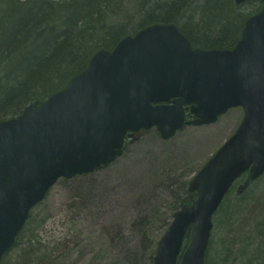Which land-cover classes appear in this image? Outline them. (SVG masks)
I'll list each match as a JSON object with an SVG mask.
<instances>
[{
	"label": "water",
	"instance_id": "1",
	"mask_svg": "<svg viewBox=\"0 0 264 264\" xmlns=\"http://www.w3.org/2000/svg\"><path fill=\"white\" fill-rule=\"evenodd\" d=\"M250 0H235L240 5ZM232 51L194 50L175 27L155 26L99 51L86 71L40 106L0 123V263L61 178L94 173L121 157L128 133L156 127L169 140L185 125L245 117L190 183L197 198L174 215L155 264H204L212 217L244 173L264 174V0ZM173 100L172 105H164ZM194 120L186 123L185 106ZM192 241L181 257L185 236ZM181 258V259H180Z\"/></svg>",
	"mask_w": 264,
	"mask_h": 264
},
{
	"label": "rangeland",
	"instance_id": "2",
	"mask_svg": "<svg viewBox=\"0 0 264 264\" xmlns=\"http://www.w3.org/2000/svg\"><path fill=\"white\" fill-rule=\"evenodd\" d=\"M119 2L114 11L128 14L131 0ZM95 6V1L89 2V8ZM240 9L249 14L247 6ZM234 31L237 38L238 25ZM92 49V45L86 46L78 71L74 66L66 68L63 85L87 65ZM243 118L244 110L236 108L216 124L187 127L169 141L152 129L128 141L123 156L112 165L94 174L59 180L33 211L37 222H46L41 239L49 243L51 258L61 264H152L158 241L173 221L175 210L189 200L190 181L235 134ZM212 139L215 145L203 150L206 140ZM242 195L236 188L228 198L246 203L234 217L241 206L228 208L234 210L232 229L222 226L226 205L214 220L207 264H264V257L258 256L264 252L259 249L253 250L251 257L240 254L244 245L250 249L256 246L250 239H259L256 230L251 238L252 221L256 220L249 208L261 207L264 177ZM240 234L245 236L244 243L238 240ZM60 239L61 245L55 243Z\"/></svg>",
	"mask_w": 264,
	"mask_h": 264
},
{
	"label": "bare ground",
	"instance_id": "3",
	"mask_svg": "<svg viewBox=\"0 0 264 264\" xmlns=\"http://www.w3.org/2000/svg\"><path fill=\"white\" fill-rule=\"evenodd\" d=\"M90 1L89 0H0V86H4L7 84L8 87L12 89L14 87V84H24L25 83L26 90H32V91L37 90L38 88L35 89V87L40 86V83L36 81H30L29 83L25 82L26 81L25 74L23 73L28 67L33 66L34 60H38L39 58L45 59V56L47 55V53H51V56H50L51 61L55 63L56 61L55 59L61 54V51L64 48V44L66 41H74V42L77 41L81 46V50L78 53H80L81 51L84 52L86 46L92 45L93 53L91 54V56H93L96 54L98 50V48H96V46L94 45H96L99 40L106 39L105 34L97 32V29H98L97 23L104 22L105 28L111 30V33H114L116 27L121 28L122 24L127 22L126 20L133 18V16L130 15L129 13L125 15L120 14V11L118 12V10H117L118 15L114 16V12H116L114 11V9H115V6L118 5L119 0H93L96 2V4L99 5V8L97 9V11H94L93 13H90L89 11V12H86L85 14L86 7H84V5H89ZM158 1L159 0H137L133 4H129L130 6H132V8L129 11H137L136 12L137 14L138 11H140L141 9L143 8L145 9L149 7L151 8L152 11L154 10L156 11V13L160 14L161 8H163V5L162 3H159ZM249 2H256V1L250 0L240 5L236 4L235 2V4L237 6H245ZM119 3L121 4V1ZM189 3H188V6H189ZM261 6H262L261 10L258 13L252 16H249L247 21L262 12L263 5L261 4ZM93 10H95V8ZM200 13L201 11L196 10V15L198 16L194 18V21L190 23H184V22H181V23H183L187 29L194 30L195 27L200 26L201 23L203 22L204 17L201 16ZM75 15H78V16L76 17V19H73L72 16H75ZM116 18H119V19H116ZM141 21L143 23L146 22V20H141ZM138 22H139L138 19L137 20L133 19V22L129 23L128 25L138 26L139 28V26L143 23L139 25ZM246 23H245V26H246ZM155 26H163V27L173 26L176 28V30L179 33H181L183 36L186 37L184 33V31H186V28L185 27L183 28L180 24L157 23L151 26L144 27L142 28V30H146L150 27H155ZM243 31H242L241 38L239 39V41L231 49H215V48L203 49V48L193 47L190 40L187 37L186 38L188 39V41L190 42L194 50L200 49L203 51H213V50L232 51L236 48L237 44L242 39ZM95 33H98L100 35L95 37ZM122 33H123V36L125 37L122 38L121 40L129 37L128 35L131 34V32L128 33L127 30H123ZM131 36L135 37L134 35H131ZM49 45H53L51 46L52 50H49L50 49ZM116 46L112 50H109L110 53L116 48ZM90 60H89V63H90ZM51 61H49L50 65L44 64V66L42 67V71L39 74V78L42 77L41 80H43V78L49 72L48 68H51ZM89 63L87 67L83 69L80 73L75 74L71 76L70 79H68V81L65 83L66 85L65 88L60 89L54 93L52 92L53 94H51L45 101H47L51 96L66 89L71 83V81L76 76L80 75L81 73L87 70ZM35 76H34V80H36ZM63 77L65 78L67 77V75L65 74V72H60V75L57 76V79H53L51 81L52 82L55 81V83H57V80H59L58 84H60L65 80V79L63 80ZM10 82L14 84H11ZM52 86H54V84H52L51 87ZM23 93L24 92L21 91L16 96H14L13 94L12 95L6 94L7 96L5 95L3 97H0V101L4 104V105H0V114L9 113L11 112L9 110H12V109H20V108L25 107L23 111L17 116L10 117L6 120L1 121L0 123L7 121L9 119H13V118H17L21 116L23 112L25 111V109L31 105L40 106L42 104V102L32 103V101H29L26 103L24 101H21L23 99ZM6 110H8V112H6ZM200 127H204V126H200ZM239 127L237 128V130L239 129ZM210 144L215 145L214 139L206 140V145L202 149L203 150L206 149V147H208ZM263 177H264V174L256 180H251L250 172L248 171L242 174L233 183L228 193L225 195L222 203L218 207L217 211L213 214V217H212L213 228L211 231L209 244H208V247L205 253L204 264H207V255L211 247L210 245L212 241V232L214 229V220L222 212V210L224 209V206L226 205L225 206L226 208L223 214L226 221L223 223L222 226L225 230L232 229L234 226V224L232 223V218L238 212H242L241 210L243 209V205H246V203H243L241 201L230 202L231 200L228 198L231 195V193L234 191V189L237 188V194L242 195L245 193V191L250 186L259 182ZM242 182H244V184L240 185V183ZM190 194L191 192H189V195ZM196 198L197 196H192V197L190 196L189 200H187L184 203V205L188 204L191 206ZM237 205L241 207L237 209V212L234 213L233 217H230L231 213H233L234 210L233 208H231L230 210L228 208L231 206L232 207L234 206L236 208ZM260 205H261L260 208L255 207V206H251L249 208L252 214V217L254 218V220H256L255 222L252 221V226L254 228V231H253L251 238L254 236V232L256 230L257 234L255 238L259 237V239H257V241H254V239H250L254 243H256V246L250 249L248 248V246L244 245L242 252L240 253L246 256H250V257L252 256L251 253L253 250L256 251V249H259L261 252H264L262 251V248L264 246V240H262V238H264V200L263 199H262V202L259 203V206ZM247 226H250V225H247ZM193 227L194 226L190 227L187 235L184 238L181 257L184 255V253L188 250L190 246V243L192 241V236H193V232H192ZM244 237L245 236H242V234H240V236L238 237V240L241 243H244L246 241L244 240ZM54 241L58 245H61L62 243V239L54 240ZM47 246H49V243L47 244V242H41V244L37 246L34 245L32 247H29L23 250L22 253H26V252L35 253L39 251L49 252ZM157 249H158V244L156 247L155 256L152 260V264H155V259L157 257ZM51 255L52 254H50V256ZM19 257H23V256L20 255L16 258L14 257V259L9 258L6 260V262H5V259L3 258L1 261V264L3 262H5L4 264H18L20 263V261L18 262ZM51 259L47 262V264H61V263L55 262L57 260H53V259L51 260Z\"/></svg>",
	"mask_w": 264,
	"mask_h": 264
},
{
	"label": "trees",
	"instance_id": "4",
	"mask_svg": "<svg viewBox=\"0 0 264 264\" xmlns=\"http://www.w3.org/2000/svg\"><path fill=\"white\" fill-rule=\"evenodd\" d=\"M136 1L137 0H131L130 3L133 4ZM158 2L162 3L163 5L160 14L156 13V11L154 10L152 11L149 7L141 9L137 14V11H129V14L132 15L133 18L126 20L127 22L123 23L121 28L116 27L114 33H111V30L105 28L104 22L97 23V32L105 34L106 37V39L99 40L97 44L94 45L96 46V48H98L97 51L112 50L121 41V39L125 37L123 35L118 37V35L121 34L123 30H127L128 33L131 32V34L128 35L131 36L137 34V32L142 30V28L157 23L180 24L183 28H186V26L181 22L190 23L194 21V18L198 16L196 15V10L201 11L200 14L204 17L203 22L200 26L195 27L194 30L186 28V31H184L186 37L190 40L193 47L203 49H231L241 38V34L248 17L258 13L262 8L261 3L257 1L249 2L245 5L248 8L249 14H244L240 9L241 6H237L235 4V0H159ZM188 3L190 7L188 6ZM84 7H86V14V12L89 11L90 13L97 11L99 5L96 4L95 10L89 8V5H84ZM118 12H114V16H117ZM133 19H138L139 25L143 23L141 20H146V22L141 24L139 28L138 26L128 25L129 23L133 22ZM237 25L239 27V34L238 37L235 38L236 32L234 30ZM119 29H122V31H120ZM117 31L120 32L116 33ZM98 33H95V37L100 35ZM76 42L66 41L61 54L55 59V63L51 61V53H47L45 59L39 58L38 60H34L33 66L28 67L23 72L25 74V82L29 83L30 81H36L40 83V86L35 87V89L38 88L37 90H26L25 83L14 84L10 82L11 84H14V87L10 89L7 84L4 85L5 87L0 86V97L5 96L6 94H13L14 96H16L19 92L23 91V99L21 101H24L26 103L29 101H32V103H41L54 92L65 88L66 85H63V82L58 84L59 80H57V83H55V81L52 82L51 80L57 79V76L60 75V72H64L66 68L74 66L76 68L75 71H78L80 69L84 58L82 56V51L78 53L81 50V46L78 42L76 44ZM49 46V50H52L51 46L53 45ZM49 61H51V68H48L49 72L46 74L43 80H41L42 77L39 78V74L41 73L44 64L50 65ZM87 65L84 66L83 69H85ZM83 69H81L78 73H80ZM34 76L36 80H34ZM52 84H54L55 87H51ZM0 105L4 104L0 101ZM24 108L12 109L9 110L11 111L9 113L0 114V122L10 117L17 116L23 111ZM6 112H8V110H6ZM183 203L180 204V206L183 205ZM177 210L178 209H176L175 212ZM36 219L37 218L33 216V213H31L30 219L26 224L24 230L20 234L15 247L4 257L5 262L9 258L14 259V257L16 258L20 255L23 257H19L18 262L20 261V263L18 264H47V262L51 259L50 254L46 251L22 253L23 250L34 245L37 246L41 244V242H43L41 236L44 233V224L46 222H37ZM262 240H264V238H262ZM258 256L264 257V254L263 256Z\"/></svg>",
	"mask_w": 264,
	"mask_h": 264
}]
</instances>
